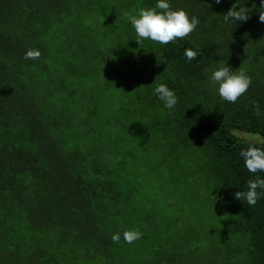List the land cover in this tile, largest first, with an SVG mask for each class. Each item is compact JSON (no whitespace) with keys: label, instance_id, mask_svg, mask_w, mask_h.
Instances as JSON below:
<instances>
[{"label":"trees","instance_id":"16d2710c","mask_svg":"<svg viewBox=\"0 0 264 264\" xmlns=\"http://www.w3.org/2000/svg\"><path fill=\"white\" fill-rule=\"evenodd\" d=\"M169 2L173 9L183 8L200 20L183 40L163 45L145 39L142 43L162 66L166 85L179 98V107L166 110L175 111L169 122L184 120L193 131L194 136L186 130L177 132L184 151L197 144L209 152L214 199L222 207L215 216L224 221L229 212L247 243L246 257L237 252L231 256L230 246L229 264H264V196L255 206L235 198L237 191L248 190L249 180L264 178V172H249L240 156L249 147H264V23L259 20L264 0H239L248 8L249 19L236 23H225L223 18L236 0ZM156 3L128 0L121 7L117 0H0V264L200 261L191 254L205 248L206 239L191 234L197 227L170 234L173 224L160 221L166 216L152 214V207L138 210L139 182L130 180L128 169L119 162L114 166L112 153L101 146L102 136L94 133L93 126L99 132L102 128L76 126L81 116L77 112L86 114L80 105L99 103L96 95L85 90V84L98 74L73 65L91 51L86 44L81 48L90 19L104 18L111 28L124 26L118 38L137 43L130 21L118 22L117 14L134 8L138 12ZM53 35L71 43L79 41L69 58H56L62 67L49 60ZM30 48L41 51L38 60L24 59ZM186 48L199 51L196 60H187ZM98 57L91 54L83 59ZM140 58H133V69H139ZM221 62L233 71L242 67L252 79L236 103L212 97L218 92L210 89V76ZM39 73L51 75L46 78L49 83L41 82ZM149 97L157 99L155 107H164L154 92L148 91ZM253 101L260 105L259 117ZM76 129L79 135L73 134ZM237 131L259 134L262 140L248 143ZM181 216L176 214L177 220ZM133 228L143 236L128 244L123 232ZM115 233L121 234L119 243L111 240ZM242 236L235 235L234 240Z\"/></svg>","mask_w":264,"mask_h":264},{"label":"rangeland","instance_id":"374dc122","mask_svg":"<svg viewBox=\"0 0 264 264\" xmlns=\"http://www.w3.org/2000/svg\"><path fill=\"white\" fill-rule=\"evenodd\" d=\"M127 1L117 0L121 7L126 6ZM124 13L117 14L118 22L126 19ZM90 22L84 30L81 48L86 44L91 51L84 52L73 65L98 74L96 80L85 84V90L96 95L99 103L97 106L80 105L86 109V114H82L84 110L77 112L76 115L81 116H78L76 122L79 119L80 122L76 126L81 130L93 125L102 128L99 132L93 126L94 133L102 136L101 146L112 153L116 161L114 166L119 162L128 169L130 180L139 182L142 202L138 210L152 207V214L166 216L160 221L166 225L173 224L170 234H181L194 225L197 227L191 234H198L201 240L206 239L205 248L191 253L194 259L200 260L198 264H229L230 246L231 256L237 252L246 257L247 243L236 219L229 212L224 221L215 216L222 207L214 199L209 152L197 144L184 151L185 147L178 145L177 132L186 130L194 136L191 128L184 120L169 122L175 111L167 112L165 106L155 107L157 99L148 98V91L155 93L159 84H167L162 66L148 55V46L118 38L119 34H124V26L107 27L104 18L92 17ZM67 26L78 35L72 23L67 22ZM51 39L49 60L62 67L56 58H69L79 41H63L57 35ZM85 53L99 57L93 61L84 60L87 57ZM135 57H141L139 69L132 68ZM56 75H53L54 79ZM50 77L49 74L38 75V79L46 83H49L46 78ZM210 89L218 92L216 86ZM218 96L212 95L213 99ZM175 107H179L178 103ZM73 134L79 135L80 131L76 129ZM236 134L248 143L262 140L255 133L237 131ZM178 213L183 214L179 220L176 217ZM235 235L243 239L235 241Z\"/></svg>","mask_w":264,"mask_h":264},{"label":"clouds","instance_id":"9594fccd","mask_svg":"<svg viewBox=\"0 0 264 264\" xmlns=\"http://www.w3.org/2000/svg\"><path fill=\"white\" fill-rule=\"evenodd\" d=\"M221 0H216L219 4ZM259 20L264 23V2L261 3ZM124 16L130 21L136 32V42L140 45L145 39L166 45L176 41L183 40L193 33L200 20L197 16L191 15L185 9H173L169 0H157L154 7L141 8L138 12L134 8L132 12H125ZM225 23L237 21L246 22L249 19V11L246 6H242L239 0L232 5L223 16ZM42 53L39 49H28L24 55L25 60H38ZM185 56L189 62L196 60L199 56L198 50L192 48L185 49ZM210 83L216 86L221 99L236 103L243 96L252 84L250 75L240 67L233 71L227 63L221 62L220 66L211 73ZM155 94L163 101L165 108L173 109L178 103V96L166 84H159L155 88ZM253 111L256 116H260V105L253 101ZM244 159L247 170L253 174L264 172V147H249L240 152ZM247 191H237L235 198L247 202L249 206H255L261 196H264V178L257 177L255 180H249ZM258 189L260 191H258ZM143 233L136 228L125 230L123 239L126 243L141 239ZM113 243H119L121 234L112 235Z\"/></svg>","mask_w":264,"mask_h":264}]
</instances>
